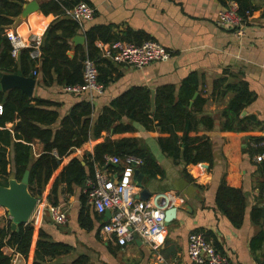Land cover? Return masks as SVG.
Segmentation results:
<instances>
[{"label":"crops","instance_id":"0c3cea01","mask_svg":"<svg viewBox=\"0 0 264 264\" xmlns=\"http://www.w3.org/2000/svg\"><path fill=\"white\" fill-rule=\"evenodd\" d=\"M29 1L33 0H25V3ZM36 1L41 5L48 0ZM89 1L95 9L94 16L80 24L77 34L84 35V31L95 24H114L117 31L131 27L144 30L171 52L168 59L152 62L143 68L117 63L122 75L117 81L105 86L102 95L93 99L94 117L112 98L132 85H145L155 91L164 84L179 86L190 72H196L200 77V89L208 98L204 113L210 114L215 120L212 129L201 130L211 137L212 165L198 163L185 167L183 162L176 163L160 150L156 140L157 131H147L134 122L141 144L149 149L164 172L163 176L156 177H149L143 172L144 187L151 192L150 196H157L160 203L174 202L177 211L175 217L165 225L166 238L159 249L153 250L139 237L121 246L99 232L106 218L105 213L96 212L97 218L91 230L80 227V189L84 191V186L77 188L73 194L63 192L58 195L56 205L65 210V223L53 222L47 208L54 200L51 189L62 167L75 156L83 157L91 153L94 144L106 137L104 133L102 137L90 139L72 149L63 158L61 168L55 170L48 180L29 220L34 226L29 256L24 258L10 247H5L4 251L14 254L19 264H31L38 230L42 227L54 240L73 246L72 252L61 257L66 262L79 254H87L94 264H182L188 261L189 233L201 230L209 235L219 251L228 256L230 264H264V241L258 249L250 247L252 237L264 229V223H256L250 216L254 206H264V158L257 160V153L246 147L251 137H264V0H253L255 9L242 36L216 24L217 15L224 7L219 0ZM54 18L53 13L33 10L25 17L16 16L6 29L16 31L23 37L43 35ZM85 42H73V46H84ZM220 78L225 79L214 90L215 82ZM35 79L32 95L58 102L60 117L86 96L65 91L58 84L42 85L40 74ZM239 81L247 82L255 93V99L243 109L241 115L254 119L244 131H223L221 113L233 96L227 85ZM31 147L35 159L42 153L43 144L34 140ZM8 150L9 167L12 170L14 151L12 147ZM221 182L240 188L245 195V216L240 227H234L216 207L215 194ZM61 189H65V184L61 185ZM136 190L140 192V188ZM9 219L8 209L0 204V226H4Z\"/></svg>","mask_w":264,"mask_h":264},{"label":"trees","instance_id":"16d2710c","mask_svg":"<svg viewBox=\"0 0 264 264\" xmlns=\"http://www.w3.org/2000/svg\"><path fill=\"white\" fill-rule=\"evenodd\" d=\"M81 1L91 5L89 0H48L40 5L43 13H53L55 18L42 35L41 57L35 60L30 56L28 48L21 49L18 56L14 57L6 35V28L20 15L25 0H0V71L16 73L19 70L24 76H29L35 70L40 74L42 85L58 84L65 87L82 83L83 61L91 58L97 65L101 84L107 86L117 81L122 75L118 64L110 58L102 57L98 44L118 40L140 44L154 38L140 29L125 27L117 31L114 24H95L84 31L85 45L74 47L71 39L81 25L66 16L65 12ZM219 1L224 6L229 1L236 2L238 12L244 19H248L255 9L253 0ZM224 79L215 82L214 90ZM227 88L233 92V96L222 110L221 129L244 131L254 118L242 116L241 113L255 99V93L245 81L228 84ZM207 101L208 98L200 89V77L196 72H190L179 86L164 84L155 91L145 85H132L104 105L96 117L93 114V100L87 97L73 104L60 117L57 110L59 103L55 100L29 95L20 88L0 90V186L7 187L11 178L20 181L26 170H29L28 190L39 198L63 158L72 149L90 139H98L104 133L106 137L94 144L91 153L83 157L75 156L62 167L52 185L54 200L51 204L58 203L59 194H73L77 188L82 187L87 178L94 177L97 167L121 171L118 165L106 164L107 156L136 154L144 160L140 167L142 172L149 177L163 176L164 172L154 156L137 137L134 122L147 131H157L156 140L160 150L176 163L183 162L185 167L198 163L211 166V137L201 132L203 129H212L215 124L213 116L204 113ZM34 140L43 144L42 153L35 159L31 147ZM246 145L247 150L264 153V137H251ZM10 147L14 151L12 170L8 158ZM184 174L187 176L185 171ZM62 184H65V189H61ZM80 200L79 225L85 230H91L97 213L88 204L87 194L82 188ZM215 203L234 227L242 225L246 199L240 188L221 182L216 190ZM250 216L254 222L263 224L264 206H254ZM33 233L32 222L19 224L17 230L11 229L10 219L4 226H0V264H12L14 254L6 253L5 247L27 258ZM263 241L264 229H261L252 237L250 247L258 249ZM73 249L66 242L54 240L41 227L31 264H94L87 254H79L69 262L61 260L63 255Z\"/></svg>","mask_w":264,"mask_h":264},{"label":"built area","instance_id":"2783aa9c","mask_svg":"<svg viewBox=\"0 0 264 264\" xmlns=\"http://www.w3.org/2000/svg\"><path fill=\"white\" fill-rule=\"evenodd\" d=\"M95 9L91 5L81 1L66 9V16L73 18L80 24L91 20ZM250 17V16H249ZM248 19H244L238 12L236 2L229 1L218 13L216 24L220 27L234 30L237 36L244 35L245 25ZM7 38L11 44V54L14 57L23 48L29 49L30 56L39 60L41 57L42 35L31 34L23 37L16 31L6 29ZM101 56L110 58L116 63L132 68H143L152 62L165 60L170 57V50L155 39H148L140 44L123 40L108 44L99 43ZM32 75H37L35 70ZM98 69L95 61L86 58L83 61L82 83L65 86V91L77 94H85L88 99L102 95L105 86L98 80ZM264 153L256 155L257 160H262ZM144 163L142 157L136 154L123 156H107L106 164H117L121 171L96 168L93 178H87L84 183V192L87 194V202L93 209L104 214L111 212L110 217L102 222L99 232L105 238L115 241L118 245H126L137 236L145 241L153 250L159 249L166 238L164 224L165 209L171 208V204L160 203L157 196H150L145 200L135 198L138 193L134 183V171ZM159 199V200H158ZM183 201L182 198L179 199ZM178 201V202H179ZM39 199H37V206ZM160 203V204H159ZM36 206V207H37ZM53 222L63 224L66 222L65 210L56 204L47 206ZM188 261L182 264H230L228 256L219 251L212 239L201 230L189 233L187 240ZM12 264H19L13 255Z\"/></svg>","mask_w":264,"mask_h":264},{"label":"water","instance_id":"95a60500","mask_svg":"<svg viewBox=\"0 0 264 264\" xmlns=\"http://www.w3.org/2000/svg\"><path fill=\"white\" fill-rule=\"evenodd\" d=\"M39 9L40 5L36 0L29 1L23 5L20 15L25 17L29 12L33 10L38 11ZM71 40L75 44H83L85 42V36L82 34H76ZM35 82V77L32 75L24 76L19 70L16 73H3L0 71V90L3 91H7L11 88H20L29 95H32ZM196 94L197 93H195V95ZM203 165L207 166L205 163H203ZM115 166H117V164H115ZM59 168H61V166ZM28 177L29 170H26L20 181L11 178L7 187L0 186V204L8 209L12 230H17L18 225L21 223L29 222L31 215L37 206L38 198L32 195L28 190ZM143 178L144 173L141 169H135L133 176L134 183L136 187L140 188V192L135 194V198L140 200H145L151 195V192L144 187ZM82 186H84V184ZM176 211V206H172L165 211V225L175 217ZM105 215V220H107L110 217L111 212L107 210ZM134 238H137V236Z\"/></svg>","mask_w":264,"mask_h":264}]
</instances>
